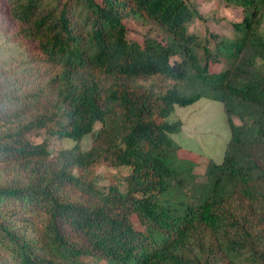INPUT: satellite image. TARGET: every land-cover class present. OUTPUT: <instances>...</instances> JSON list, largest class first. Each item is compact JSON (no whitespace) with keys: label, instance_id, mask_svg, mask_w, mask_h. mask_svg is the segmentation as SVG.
<instances>
[{"label":"trees","instance_id":"16d2710c","mask_svg":"<svg viewBox=\"0 0 264 264\" xmlns=\"http://www.w3.org/2000/svg\"><path fill=\"white\" fill-rule=\"evenodd\" d=\"M222 1L244 10L233 37L191 31L207 17L189 0H0L38 78L9 98L29 120L0 131V264H264V0ZM132 14L165 37H129ZM155 76L175 83L136 84ZM202 98L222 102L231 137L198 185L204 200L187 202L175 194L197 174L179 162L172 115ZM34 131L75 144L54 153Z\"/></svg>","mask_w":264,"mask_h":264},{"label":"rangeland","instance_id":"374dc122","mask_svg":"<svg viewBox=\"0 0 264 264\" xmlns=\"http://www.w3.org/2000/svg\"><path fill=\"white\" fill-rule=\"evenodd\" d=\"M198 4L201 13L207 17V21L196 19L190 26V30L197 32L199 35L207 33V28L217 33H222L224 36H232L231 21H242L244 18V10L237 5H227L222 0H189ZM1 17V16H0ZM1 20V19H0ZM128 29V36L144 40L146 35L162 38L166 33L160 25L152 20L139 17L132 14L125 19ZM264 28V26H263ZM5 28L0 25V131L15 127L17 124L29 120L30 114L27 110H21L20 104H14L9 100L16 92L17 83L23 86V89H31L38 83V78L29 73L24 65L26 54L22 52L23 48L16 45L8 39ZM221 68L220 63L213 62L210 65L212 72H217ZM19 78V80H18ZM189 86L196 85L199 88V83L195 80L187 81ZM174 81H164L160 77H152L147 80L140 79L136 84L152 86L156 90L165 89L168 85H173ZM187 85V83H183ZM196 89L193 88L192 91ZM187 92V93H190ZM14 104L12 106L11 104ZM172 119H180L183 121L182 130L179 133L173 134L175 140L182 146L179 155L182 157L179 162L189 167L193 173L197 174V183L190 185L185 190H179L175 194L177 199L191 201L196 198L198 202L204 200L205 195H202L203 180L207 179L206 170L211 163H220L223 161L225 151L231 137L230 126L227 121V116L224 111L222 102L202 98L189 106H177ZM101 127L100 123L96 124V129ZM32 141L39 143L45 138L50 141V149L56 153L59 150L74 146V141L71 139H59L51 137L45 131H34L29 134ZM93 134L87 135L83 141V148L91 146ZM6 165L0 162V173ZM106 171L117 172L115 169L101 168L100 173ZM127 173V169L124 170ZM3 177L7 175L3 172ZM2 179V178H1ZM101 183H108L107 180H102ZM195 186V187H194ZM170 190L166 196L172 193ZM184 192V193H183ZM179 193H183L181 196ZM134 224L141 229L142 225L139 220L134 217ZM79 264H136V260L130 259L127 262H115L107 258L95 257L92 255H81L78 258Z\"/></svg>","mask_w":264,"mask_h":264}]
</instances>
